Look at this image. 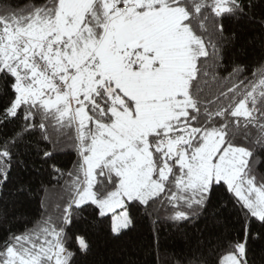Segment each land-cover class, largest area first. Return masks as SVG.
<instances>
[{
  "label": "snow or ice",
  "instance_id": "obj_1",
  "mask_svg": "<svg viewBox=\"0 0 264 264\" xmlns=\"http://www.w3.org/2000/svg\"><path fill=\"white\" fill-rule=\"evenodd\" d=\"M226 20L264 48V0H0V190L35 152L64 192L0 243V264H76L89 243L73 225L91 206L119 235L141 211L215 216L221 193L239 236L189 264H250L249 239H264V57L254 71L232 59ZM62 145L70 171L54 163Z\"/></svg>",
  "mask_w": 264,
  "mask_h": 264
},
{
  "label": "trees",
  "instance_id": "obj_2",
  "mask_svg": "<svg viewBox=\"0 0 264 264\" xmlns=\"http://www.w3.org/2000/svg\"><path fill=\"white\" fill-rule=\"evenodd\" d=\"M225 26L229 32L238 34L231 58L254 71L264 57V48L253 39L258 34L228 20ZM21 159L25 166L14 167L12 182L0 190V243L11 233L33 226L41 216L42 200L54 208L64 196L63 181L58 184L52 178L51 162H44L35 152ZM76 161L75 151L62 145L54 163L70 171ZM21 186L25 188L23 193L17 191ZM226 202L221 193L215 200V216L206 212L196 221L179 224L166 219L164 212L158 217L137 212L133 226L119 235L111 231V214L99 217L91 206L73 225V231L89 243L86 253L77 252L76 264H189L192 257L205 252L210 245L218 246L224 240L239 236L237 217L231 205L219 207ZM76 248L73 244L74 251ZM249 261L250 264H264V239H249Z\"/></svg>",
  "mask_w": 264,
  "mask_h": 264
},
{
  "label": "rangeland",
  "instance_id": "obj_3",
  "mask_svg": "<svg viewBox=\"0 0 264 264\" xmlns=\"http://www.w3.org/2000/svg\"><path fill=\"white\" fill-rule=\"evenodd\" d=\"M120 211V209H117V212H119Z\"/></svg>",
  "mask_w": 264,
  "mask_h": 264
}]
</instances>
